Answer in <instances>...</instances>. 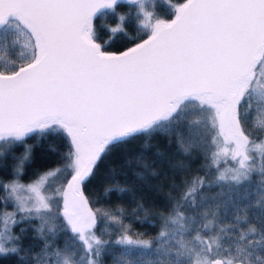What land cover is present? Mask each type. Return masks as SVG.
<instances>
[{"label":"snow or ice","instance_id":"6c2138e0","mask_svg":"<svg viewBox=\"0 0 264 264\" xmlns=\"http://www.w3.org/2000/svg\"><path fill=\"white\" fill-rule=\"evenodd\" d=\"M121 3L0 0V167L13 160L0 190L15 202L13 211L0 210V257L16 256L19 264H105L106 255L112 264H264V0H123L130 6L124 14ZM109 15L114 26L104 22ZM117 37L122 49L109 50ZM156 134H174L183 160L202 156L204 163L194 174L190 163L173 166L184 175L173 179L168 206L157 214L158 234L133 238L124 209L95 207L86 187L118 149ZM49 140L41 159L54 155L57 166L37 168L21 183L37 146ZM254 176L255 201L247 191L223 204L204 194L221 182L239 190ZM252 208L259 211L250 218ZM141 212V223L152 219L143 204L131 217ZM102 222L117 226L115 240L97 233ZM21 223L42 244L34 255L33 245L25 248L26 229L15 232Z\"/></svg>","mask_w":264,"mask_h":264},{"label":"trees","instance_id":"16d2710c","mask_svg":"<svg viewBox=\"0 0 264 264\" xmlns=\"http://www.w3.org/2000/svg\"><path fill=\"white\" fill-rule=\"evenodd\" d=\"M175 2V0H173ZM129 5L121 3L118 11L124 14L129 11ZM161 15L166 13V9L161 7L158 9ZM104 19V22L114 26L115 17L109 15ZM96 24H101V18L97 17ZM132 26L130 25V28ZM102 37H106L103 28H99ZM124 41L122 38H115L111 51L122 49ZM29 143H34V139H29ZM148 143L147 148H143L145 143ZM52 143L51 140L38 145L35 151L36 161L28 169L27 174L23 176L21 183L27 184L33 177V173L37 168L44 171L47 168L57 166V157L47 154L44 159H41L47 153V144ZM61 150L63 148L61 147ZM23 151L22 146H17L14 149L16 155ZM143 155V159L137 162V157ZM184 162L190 163L189 173L194 174L195 170L201 168L204 163L203 157H194L191 162L183 160L182 156L177 154L175 136L174 134H156L150 139H141L132 145H126L117 150L110 156L97 174V178L86 187V195L94 202L95 207H102L109 211L116 208H122L125 211V223L131 221L133 223V238L150 239L156 236L160 230V220L158 213L165 211L168 206L166 199L170 192V185L173 179H178L184 173H174L173 166ZM259 163V161H257ZM13 160L11 155L7 157L3 167H0V177L8 180L11 176V167ZM145 165L148 166L145 171ZM200 175H205V171H201ZM209 180L215 179L214 175L208 176ZM259 181L258 176L253 177V183L250 186H242L239 190L231 188L226 182L214 185L210 190L204 193L208 197H214L217 203L223 204L230 199H239L245 194H249V199L255 201L258 197L254 194L256 183ZM59 181H50L51 187L44 193L51 194V191L58 185ZM105 188H111L112 191L108 195H103ZM123 189L124 191H118ZM175 195V193H173ZM99 201V203H95ZM5 203L7 207L5 208ZM138 204H143L146 209L151 210V217L148 222L141 223L145 213H139L140 219H133L131 213L137 209ZM15 208L14 198L9 197L7 192L0 190V210L13 211ZM259 211L258 208L249 210L248 215L251 218L254 213ZM243 215V213H241ZM19 219V217H17ZM227 222V221H226ZM107 223V228H105ZM155 224V227L152 225ZM117 226L110 222H102L99 224L97 233H103L104 239L115 240ZM244 227H248L245 225ZM21 228L26 229L25 234V248L33 245V255L39 252L42 244L39 239L34 236L33 227L27 223H21L15 226V232L20 233ZM142 234V235H141ZM63 236L58 237V242L63 243ZM118 252L119 249L114 250ZM105 264H112L111 256L104 257ZM0 264H19V259L16 256L9 255L7 257H0Z\"/></svg>","mask_w":264,"mask_h":264},{"label":"water","instance_id":"95a60500","mask_svg":"<svg viewBox=\"0 0 264 264\" xmlns=\"http://www.w3.org/2000/svg\"><path fill=\"white\" fill-rule=\"evenodd\" d=\"M122 2H123V0H122Z\"/></svg>","mask_w":264,"mask_h":264}]
</instances>
